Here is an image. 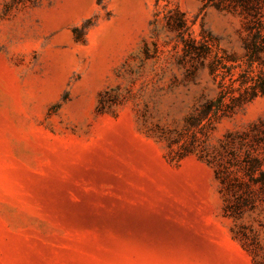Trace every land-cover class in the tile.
Listing matches in <instances>:
<instances>
[{"label":"rangeland","instance_id":"1","mask_svg":"<svg viewBox=\"0 0 264 264\" xmlns=\"http://www.w3.org/2000/svg\"><path fill=\"white\" fill-rule=\"evenodd\" d=\"M256 32L264 0H0V264H264Z\"/></svg>","mask_w":264,"mask_h":264},{"label":"trees","instance_id":"2","mask_svg":"<svg viewBox=\"0 0 264 264\" xmlns=\"http://www.w3.org/2000/svg\"><path fill=\"white\" fill-rule=\"evenodd\" d=\"M185 23L180 21L179 26L183 27ZM204 41L197 42L193 38L185 39L184 46V58H188L190 61H198L210 54L211 46L208 43V40L212 38V34L208 30H202ZM209 37V39H208ZM264 51V36L260 32H256L253 35L252 44L248 47V61L249 68L253 65L256 60H259V54ZM216 61H218L216 59ZM264 66V59L261 61ZM218 62H213L211 64L212 72L217 71ZM239 80L241 82V89L243 92L239 96L241 99H251L257 96L258 94H264V68L257 75L251 74V69H245L240 74ZM226 96L224 90L221 91L220 96L216 100H207L203 105V116L207 113L212 112L214 115H217L220 111L224 110L223 99ZM234 98V97H233ZM264 175V172H263Z\"/></svg>","mask_w":264,"mask_h":264}]
</instances>
